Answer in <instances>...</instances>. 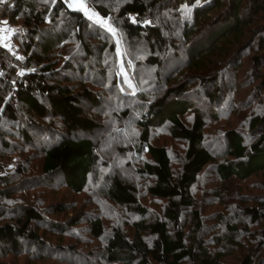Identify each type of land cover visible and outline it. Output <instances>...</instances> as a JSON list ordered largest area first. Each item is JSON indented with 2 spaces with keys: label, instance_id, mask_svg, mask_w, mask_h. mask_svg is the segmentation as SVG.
Wrapping results in <instances>:
<instances>
[{
  "label": "trees",
  "instance_id": "16d2710c",
  "mask_svg": "<svg viewBox=\"0 0 264 264\" xmlns=\"http://www.w3.org/2000/svg\"><path fill=\"white\" fill-rule=\"evenodd\" d=\"M66 2L11 0L2 13L11 32L0 38V62L11 65L0 74V264H43L56 257L49 249L73 255L66 264H264V0H83L115 27L134 73L147 67L158 82L151 98L139 93L134 104L147 159L131 172L150 179L143 193L163 205L149 210L128 168H117L102 194L136 214L130 232L93 217L87 233L94 242L78 235L85 252L49 244L40 225L64 234L81 212L59 221L67 206L42 204L47 187L59 179L80 192L105 163L101 138L92 137L101 123L91 115L102 95L71 77L81 62L96 57L100 68L115 53L113 34ZM129 110L117 113L119 123ZM210 121L220 127L218 153L205 144ZM163 125L184 144L174 154L177 168L165 145L148 142ZM208 166L219 182L207 200L221 209L203 214L190 188ZM251 178L254 192L244 185Z\"/></svg>",
  "mask_w": 264,
  "mask_h": 264
},
{
  "label": "rangeland",
  "instance_id": "374dc122",
  "mask_svg": "<svg viewBox=\"0 0 264 264\" xmlns=\"http://www.w3.org/2000/svg\"><path fill=\"white\" fill-rule=\"evenodd\" d=\"M66 4L71 9L82 10L88 18L102 24L105 31L113 34L115 41V46H113L115 53L110 55L106 54L107 52H101V56L106 55L103 57L105 63H102L100 68L94 66L96 61V57H94L90 61L87 60L88 62H81V71L79 74L74 71V77H71L75 83L87 86L90 90H94L97 93L99 92V94L102 95L100 98V106L97 109H92V112L90 110V112L91 115L101 123V129L95 131L92 134V137L101 138L99 155H101V158L105 163H99L96 166L92 176L88 177L89 180L87 185L80 192L71 191L62 181L56 179L52 185L47 187V191L44 195V202L42 203L46 205L50 203L53 204V202H62L63 204H66V210L58 214V220L62 222L67 221V219L71 217L70 215L77 214L78 211L81 212V217L79 216L80 220L77 222L78 225L72 227L73 230H67L64 234L57 232L52 233V229L44 224L40 226L41 229H45L46 236L49 238V244L51 246H55V244L59 243L64 245L73 244L77 249L81 250V252H85V249H80V247H83L82 245H86V243L79 242L78 238H81L78 237V235L90 238V240L88 239L87 241L88 245L92 244L91 242H94V240L91 239L90 234L87 233V226L90 219L93 217L98 218L104 223V227L107 228L118 225L123 226L128 232H130V227L128 225L137 217L136 214L131 213L124 207L113 204L109 201L108 197L102 194V189L107 187L110 182L109 178L114 174L113 171L117 168H128L129 174L138 182L140 201L142 204L146 205L149 210L154 209L159 212L163 205V200L153 199L143 193L150 179L146 178L143 174L131 172L135 167H141L143 161L147 159L145 146H143L144 149H142L138 144V133L140 130L134 122L137 120L136 113L139 109L135 107L134 104L138 99L137 96L139 93L145 94L143 96L145 99L151 98L158 86V82L151 78L153 75H150V73L147 72V67L140 68L134 73L135 67L130 64L128 57L130 51L125 50L120 45V40L115 34V27L109 25L106 19H102L92 12L83 0H67ZM10 32L11 26L9 25L0 32V38L2 40L8 38ZM97 40L101 41L100 38ZM82 53L83 51L77 55H81ZM78 58L81 59V57ZM87 66L89 68H87ZM179 66H181L180 61L174 62L171 68H166L163 75L165 76V74H169L171 70L177 69ZM233 82L234 85H236L235 81ZM128 109L130 110L126 115L125 120L123 123H119L118 121L120 117H117V113ZM217 123L216 121H210L205 127L207 140V143L205 144L212 153H218L224 147V143H222L221 139H214V130L216 128L220 129V127L217 126ZM56 124H59V121H56ZM104 135L106 136L104 137ZM148 142L154 145H165L171 154L173 167L177 168L178 163L174 154L178 150H183L184 144L180 139L177 140L171 138L168 126L163 125L161 127L152 128ZM35 144L40 148L47 146V143L43 138H36ZM40 157L39 154H36L35 157L31 158V167L35 166L33 167L34 169L38 168ZM211 171L212 167L208 166L199 175L200 177L197 183L190 188L193 195L196 198H200L202 203H204L202 206L203 214L214 212V210L220 208V205L215 199L210 202L207 200V197L210 199L214 198V196L213 198L211 197L209 192L212 191V187H217V183L219 182L216 176L211 174ZM261 177H263V175L257 176V180L260 181ZM253 180L254 179L251 178L248 179V181H245L244 185H248L245 186L246 191L254 192L253 190L248 189L249 186H251L249 184H251ZM56 217L57 215L55 214L53 220L56 219ZM49 252L56 257L51 255L48 257L49 259L45 257L43 259V264H66V262L69 261L67 260L69 257H74L73 255L70 256L68 254H55V252H52V249H49ZM90 257L87 255L86 258ZM78 263H83V260H79Z\"/></svg>",
  "mask_w": 264,
  "mask_h": 264
},
{
  "label": "built area",
  "instance_id": "2783aa9c",
  "mask_svg": "<svg viewBox=\"0 0 264 264\" xmlns=\"http://www.w3.org/2000/svg\"><path fill=\"white\" fill-rule=\"evenodd\" d=\"M11 0H4V3H0V32L4 30V28L9 26V23L6 19L3 18L2 13L3 10L8 6ZM6 30V29H5ZM11 65V61H1L0 62V74L3 73L6 67ZM21 70V66L19 67Z\"/></svg>",
  "mask_w": 264,
  "mask_h": 264
},
{
  "label": "snow or ice",
  "instance_id": "6c2138e0",
  "mask_svg": "<svg viewBox=\"0 0 264 264\" xmlns=\"http://www.w3.org/2000/svg\"><path fill=\"white\" fill-rule=\"evenodd\" d=\"M0 3H4V0H0Z\"/></svg>",
  "mask_w": 264,
  "mask_h": 264
}]
</instances>
